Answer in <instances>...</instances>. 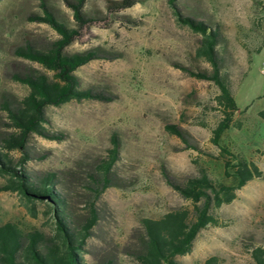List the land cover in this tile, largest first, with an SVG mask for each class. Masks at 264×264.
Wrapping results in <instances>:
<instances>
[{
	"label": "rangeland",
	"instance_id": "374dc122",
	"mask_svg": "<svg viewBox=\"0 0 264 264\" xmlns=\"http://www.w3.org/2000/svg\"><path fill=\"white\" fill-rule=\"evenodd\" d=\"M87 0L86 10L98 19L67 48L82 52L100 48L114 58L98 59L76 75L83 87L107 93L111 101L85 99L50 106L45 127L63 135L50 140L33 135L29 147L45 155L28 163L34 173H53L63 182L79 212L88 193L87 170L119 141L115 170L130 184L111 187L97 201L101 219L89 240L86 258L100 264L112 257L119 264H136L129 254L132 236L143 218L157 219L186 201L163 175L166 167L178 181L197 174V163L212 177L223 180L219 147L212 141L221 119L217 86L190 75L211 69L201 56V35L178 20L169 0H138L120 9L122 0ZM62 22L75 27L65 0H48ZM178 12L218 27L225 38V65L234 84L240 108L233 126L220 145L232 154L255 163L264 172V0H177ZM43 16L40 0H0V105L5 99L22 100L30 89L14 79L29 71L52 73L42 65L19 57L18 46L33 43L48 47L58 38L54 29L34 18ZM188 134L189 147L167 125ZM0 106V132H12ZM19 157L18 152L12 153ZM0 226L17 224L23 231L50 233L45 205L36 203L33 216L18 194L1 190ZM223 226L207 227L196 238L192 252L179 256L180 264H204L216 257L218 264H254L251 252L264 245V179H254L237 191L236 199L218 209Z\"/></svg>",
	"mask_w": 264,
	"mask_h": 264
},
{
	"label": "trees",
	"instance_id": "16d2710c",
	"mask_svg": "<svg viewBox=\"0 0 264 264\" xmlns=\"http://www.w3.org/2000/svg\"><path fill=\"white\" fill-rule=\"evenodd\" d=\"M178 20L201 35L200 55L205 57L211 69L190 72L191 76L212 81L218 88L216 102L221 119L213 130V143L219 147L218 159L223 162L224 179L212 177L210 170L197 163V174L184 181L175 179L166 167L163 175L190 206L170 210L157 219L143 218L141 229L132 236L129 254L136 264H180L177 258L192 252L199 233L205 228L223 226L218 209L231 204L237 191L254 179H264V172L240 155L232 154L220 145L223 134L233 126L234 116L240 111L235 99L234 84L225 65V38L218 27L178 12L177 0H169ZM113 3L112 0H109ZM138 0H122L120 9L133 7ZM72 10L75 27H69L57 17L48 0H40L43 16L37 21L48 23L58 38L46 47L33 43L18 46L15 53L24 59L36 62L52 73L29 71L14 75V79L26 84L30 93L22 100L5 99L1 108L6 112L12 132H0V176L7 179L1 190L18 194L30 214L37 215L36 203L45 205V214L51 225L50 233L23 231L17 224L0 226V264H90L86 258L89 240L99 224L101 214L97 201L111 187H129L127 179L115 170L119 159V141L112 138L113 148L109 154L96 161L87 170L86 191L88 200L84 212H79L62 180L53 173H34L28 163L45 159V155L33 153L30 138L39 135L50 140H63V135L45 127L46 112L50 106H61L71 101L96 99L111 101L107 93L83 87L76 72L98 59L114 58L107 51L95 48L82 52H68L75 41L81 38L85 28L91 26L97 15L89 13L87 0H65ZM264 46V43H263ZM264 118V110L260 112ZM168 131L185 143H190L188 134L176 125H167ZM189 147L199 150L193 144ZM18 152L19 157L12 153ZM254 264H264V245L251 252ZM100 264H119L106 257ZM204 264H218L212 257Z\"/></svg>",
	"mask_w": 264,
	"mask_h": 264
}]
</instances>
